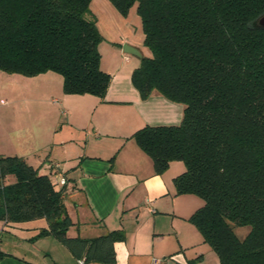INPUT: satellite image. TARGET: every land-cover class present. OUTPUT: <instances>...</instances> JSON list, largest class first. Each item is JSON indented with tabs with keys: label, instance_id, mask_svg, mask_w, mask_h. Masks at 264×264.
Masks as SVG:
<instances>
[{
	"label": "trees",
	"instance_id": "trees-1",
	"mask_svg": "<svg viewBox=\"0 0 264 264\" xmlns=\"http://www.w3.org/2000/svg\"><path fill=\"white\" fill-rule=\"evenodd\" d=\"M110 1L121 13L135 4L142 21L150 55L131 73L141 98L157 92L183 105L180 123L145 125L132 137L157 173L184 163L176 193L202 199L188 220L220 264H264V27L257 24L264 0ZM89 3L0 0V70L54 71L65 93L103 97L111 75L100 65L102 36L86 17ZM37 218L47 226L34 238L53 235L78 264H117L121 231L68 235L73 222L49 176L21 156L0 155V220Z\"/></svg>",
	"mask_w": 264,
	"mask_h": 264
},
{
	"label": "crops",
	"instance_id": "crops-1",
	"mask_svg": "<svg viewBox=\"0 0 264 264\" xmlns=\"http://www.w3.org/2000/svg\"><path fill=\"white\" fill-rule=\"evenodd\" d=\"M124 44L138 49L140 56L125 52ZM98 48L101 68L111 75L103 97L65 93L63 78L54 71L25 76L0 70V83L13 79L17 87L25 84L28 94L42 95L47 103L45 112L40 111L47 121L40 139H12L0 124V155L21 156L40 174H63L66 185L62 196L73 222L67 233L90 238L121 231L122 239L114 242L117 264H153V257L160 258V264H220L188 220L202 199L176 193L174 178L184 171V163L170 161L157 173L152 158L132 137L145 125L180 123L183 105L157 92L142 99L132 84L133 69L143 56L150 55L144 44L126 37L102 41ZM12 181V175L5 177L6 183ZM67 197L74 198L72 209ZM46 226L45 218L0 220V236L15 238L27 253L17 254L0 245L6 254L0 264H36L29 255L43 257L45 264H78L53 235L31 240Z\"/></svg>",
	"mask_w": 264,
	"mask_h": 264
},
{
	"label": "rangeland",
	"instance_id": "rangeland-1",
	"mask_svg": "<svg viewBox=\"0 0 264 264\" xmlns=\"http://www.w3.org/2000/svg\"><path fill=\"white\" fill-rule=\"evenodd\" d=\"M86 17L95 20L102 36L101 42H107V40L110 41L112 39H125L127 37L133 43L143 44L142 21L135 4L126 13H121L110 0H90L89 12ZM17 85L19 84L13 79H3L0 83V124L9 133L7 135L12 136V139H40L47 122L46 115L40 111L45 112L47 103L42 95L28 94L25 84H20L19 90H17L19 88ZM36 86L42 87L43 85L37 84ZM33 96L35 97L34 99H32ZM72 199L74 198L67 197L66 199V203L68 206L70 205L71 209L73 207ZM33 239L34 237L31 240ZM0 245L14 253L27 254L22 246L16 243L15 238L10 235H1ZM29 257L36 264H45L43 257L30 255Z\"/></svg>",
	"mask_w": 264,
	"mask_h": 264
},
{
	"label": "built area",
	"instance_id": "built-area-1",
	"mask_svg": "<svg viewBox=\"0 0 264 264\" xmlns=\"http://www.w3.org/2000/svg\"><path fill=\"white\" fill-rule=\"evenodd\" d=\"M58 165V164H55ZM50 167H52V165H50ZM49 179L51 182V185L53 187V189L56 192H61L63 193V187L64 185H66V178L63 174L55 172V171H50L49 174ZM82 261L79 260V263H81ZM161 263V259L160 258H156L153 257V264H160Z\"/></svg>",
	"mask_w": 264,
	"mask_h": 264
},
{
	"label": "water",
	"instance_id": "water-1",
	"mask_svg": "<svg viewBox=\"0 0 264 264\" xmlns=\"http://www.w3.org/2000/svg\"><path fill=\"white\" fill-rule=\"evenodd\" d=\"M257 24L258 26L260 27H264V14H262L258 20H257ZM123 50L127 53H130V54H136V55H139L140 56V52L138 51V49H136L135 47L133 46H130L128 44H124L123 45Z\"/></svg>",
	"mask_w": 264,
	"mask_h": 264
}]
</instances>
